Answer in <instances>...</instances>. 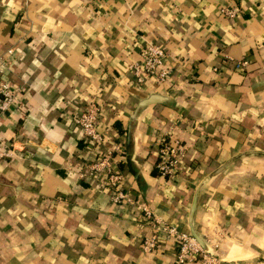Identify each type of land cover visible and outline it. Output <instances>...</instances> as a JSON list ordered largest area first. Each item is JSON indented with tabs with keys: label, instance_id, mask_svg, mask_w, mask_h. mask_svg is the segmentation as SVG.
<instances>
[{
	"label": "crops",
	"instance_id": "0c3cea01",
	"mask_svg": "<svg viewBox=\"0 0 264 264\" xmlns=\"http://www.w3.org/2000/svg\"><path fill=\"white\" fill-rule=\"evenodd\" d=\"M147 40L164 45L169 73L136 85L127 64ZM9 48L23 112L0 130L24 155L0 160V264H176L172 238L142 250L150 227L135 203L80 175L102 147L76 123L84 104L99 106L105 143L124 145L131 195L185 230L198 183L264 151V0H0V55ZM152 92L169 98L140 109L127 144L129 116ZM170 126L187 154L169 178L154 165ZM195 219L225 264H264V154L206 184Z\"/></svg>",
	"mask_w": 264,
	"mask_h": 264
},
{
	"label": "built area",
	"instance_id": "2783aa9c",
	"mask_svg": "<svg viewBox=\"0 0 264 264\" xmlns=\"http://www.w3.org/2000/svg\"><path fill=\"white\" fill-rule=\"evenodd\" d=\"M237 10L234 6H222L219 12L231 17L237 13ZM166 55L164 45L154 40H147L139 46L138 56L127 64L133 83L140 85L149 77L155 78L158 82H164L169 73ZM14 59L12 48L7 49L5 55H0V119L11 115L13 110L18 114L23 112L20 96L22 87L11 82L5 73L8 63ZM244 63L245 60L240 61V64ZM99 113L100 108L96 103H87L75 117L82 136L102 146L98 156L81 171L80 175L96 178L101 185H109L113 189L110 199L114 203H135L138 219L150 227V232L140 240L142 250L153 251L160 240L172 238L176 248V264H225L214 253L204 250L189 230L165 221L156 213L150 202L136 199L131 195L124 185V174L117 166V157L123 154L124 145L121 142L112 145L105 143V137L98 129ZM173 128L170 126L158 138L154 168L161 177L170 178L176 175L187 154L186 145L175 135ZM23 150V147L17 146V140H8L0 130V160L17 155L23 156Z\"/></svg>",
	"mask_w": 264,
	"mask_h": 264
},
{
	"label": "water",
	"instance_id": "95a60500",
	"mask_svg": "<svg viewBox=\"0 0 264 264\" xmlns=\"http://www.w3.org/2000/svg\"><path fill=\"white\" fill-rule=\"evenodd\" d=\"M168 96L160 93V92H152L149 93L146 97L141 98L138 100L136 103L132 113L129 116L128 119V124H127V144H130V141L132 139V126L134 121L137 119L138 113L140 109L154 103H165L168 100ZM246 154H264V151L261 150H245L242 151L238 154H235L231 157H229L226 161L223 163L219 164L214 170H212L207 176H205L197 185L188 212V226H189V232L191 235L197 240V242L202 246V248L208 252H213V249L211 245L208 243V241L205 239V237L200 233L196 226V208L198 204V199L200 196V193L204 186L208 184L214 177L222 173L228 166V164L235 160L236 158L246 155ZM263 259H264V254H263Z\"/></svg>",
	"mask_w": 264,
	"mask_h": 264
},
{
	"label": "rangeland",
	"instance_id": "374dc122",
	"mask_svg": "<svg viewBox=\"0 0 264 264\" xmlns=\"http://www.w3.org/2000/svg\"><path fill=\"white\" fill-rule=\"evenodd\" d=\"M262 253L264 254V252H261V254H259V255H260V256H259V259H257V260H261V262L263 263V262H264V259H263V256H261Z\"/></svg>",
	"mask_w": 264,
	"mask_h": 264
},
{
	"label": "trees",
	"instance_id": "16d2710c",
	"mask_svg": "<svg viewBox=\"0 0 264 264\" xmlns=\"http://www.w3.org/2000/svg\"><path fill=\"white\" fill-rule=\"evenodd\" d=\"M125 131H126L125 129H120V132H123V133H124V136H125ZM123 133H122V134H123ZM154 172L157 173L156 169L154 170Z\"/></svg>",
	"mask_w": 264,
	"mask_h": 264
}]
</instances>
